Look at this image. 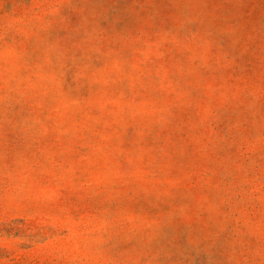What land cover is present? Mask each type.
<instances>
[{"label":"rangeland","instance_id":"rangeland-1","mask_svg":"<svg viewBox=\"0 0 264 264\" xmlns=\"http://www.w3.org/2000/svg\"><path fill=\"white\" fill-rule=\"evenodd\" d=\"M0 264H264V0H0Z\"/></svg>","mask_w":264,"mask_h":264}]
</instances>
